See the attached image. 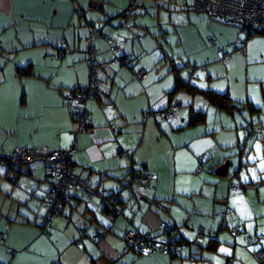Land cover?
Returning <instances> with one entry per match:
<instances>
[{"label":"crops","instance_id":"obj_1","mask_svg":"<svg viewBox=\"0 0 264 264\" xmlns=\"http://www.w3.org/2000/svg\"><path fill=\"white\" fill-rule=\"evenodd\" d=\"M138 1L136 7L146 10L147 0ZM131 5L132 0H0V157L19 146H76L75 174L107 196L127 179L139 184L145 171L154 175L151 186L119 194L123 213L114 222L99 196L89 199L75 189L61 213L45 223L44 203L54 180L46 177L44 162L38 159L20 174L0 164V264H170L164 251L126 253L122 238L135 228L163 240L165 222L186 240H195L199 227L217 233L215 248L204 236L197 239L195 256L183 249L174 264H260L253 253L264 257V132L250 144L246 131L251 123L264 127V34L247 38L244 52L230 51L231 62L223 66L217 64L220 49L229 51L246 33L204 15L207 25L195 28L194 36L200 44L207 36L214 46L207 43L202 51L182 35L178 59L167 53L177 67L181 58L206 67V74L200 73L207 81L199 85L190 79L193 83L227 92L237 105L250 107L231 113L201 95L172 94L173 66L159 39L143 37L144 21L137 26L125 12ZM91 23L100 31L93 39L95 53L106 64L96 69L100 95L88 99L90 122L80 130L65 95L90 81L85 41ZM103 34L122 39L119 57L127 62L110 63L115 56ZM19 67L28 70L21 73ZM141 69L148 72L143 80L135 77ZM239 71L250 87L238 82ZM173 102L180 111L168 122L157 113ZM227 161V172L219 174ZM232 184L244 187L235 191Z\"/></svg>","mask_w":264,"mask_h":264},{"label":"built area","instance_id":"obj_2","mask_svg":"<svg viewBox=\"0 0 264 264\" xmlns=\"http://www.w3.org/2000/svg\"><path fill=\"white\" fill-rule=\"evenodd\" d=\"M138 0H132V5H136ZM196 7L199 10L210 14L222 15L233 18L237 21H241L250 26L251 29L256 31H264V0H196ZM130 13V11H126ZM124 25L126 27H132L130 20H126ZM100 31L93 27L90 30V35L86 39V49L89 52L87 62L91 68V77L87 85H84L79 90L69 91L66 94L68 105L70 107L71 114L76 121L77 126L80 130H86L90 122V112L87 108V101L89 98L95 97L100 94L98 87L99 78L97 76L98 68H103L105 63L97 58L95 49L93 47V39L99 35ZM109 41L111 51L115 56L112 63H115L119 58L121 52L125 49V43L118 36L110 37L104 36ZM211 41L215 40L213 36ZM245 42L244 39L239 38L233 48V51L240 49L242 52L245 51L243 48ZM1 46V43H0ZM223 58L229 62L232 59V52L223 50ZM182 66L185 68L188 77H192L196 71H200L202 74L206 73L205 67H198L192 65L185 60L181 61ZM147 77L146 69H141L136 72V78L142 80ZM180 111V107L177 103L173 102L170 106L162 111L158 112L157 115L162 119L171 122L174 120ZM148 116V115H146ZM145 116V117H146ZM249 135H253L254 131L248 129ZM258 131H263L262 128ZM77 152V147L73 146L66 150L52 149L46 146L42 147H16L7 158H11L12 161H19L22 163H32L38 159L42 160L45 164V174L48 178L54 180V187L51 195L45 202L46 212L44 215V222L47 223L53 216L60 213L65 207L66 203L70 200L73 191L81 190V192L89 199L99 196L103 201V206L107 209V218L113 221L114 218L123 213V210L119 207V196H107L103 192L98 191L92 187L88 181L82 179L75 174L73 169L72 157ZM127 152L121 153L122 159H127ZM204 156L198 157L197 172L204 170ZM216 169L217 167H213ZM153 174L145 171L141 176V183L136 184L132 179L124 181L120 187L123 188H136L144 189L151 186ZM231 189L238 190L239 186L236 184L231 185ZM165 231H170V224L163 225ZM203 228L200 229L199 237L203 235ZM104 235L101 234L99 239ZM4 236L2 235L0 242H3ZM123 240L127 245V251H152L157 247L168 248L169 251L175 252L177 237L173 236L167 241L160 242L155 240L150 233L142 234L137 229H127L123 234ZM246 243L250 244L249 237H246ZM260 264H264V258L260 252L255 254Z\"/></svg>","mask_w":264,"mask_h":264},{"label":"rangeland","instance_id":"obj_3","mask_svg":"<svg viewBox=\"0 0 264 264\" xmlns=\"http://www.w3.org/2000/svg\"><path fill=\"white\" fill-rule=\"evenodd\" d=\"M143 2L147 4L146 5L147 9L145 10V8L143 7H136L134 10H131V11H135L134 12L135 14L132 16V18L136 20L137 26L144 24L143 26L147 27V30H146L147 33H145L143 37L146 36L147 38H150L149 37L150 35L153 38L159 39L160 45L162 47V50L160 49L161 52L164 50L165 53H169L172 57L176 56V59H178L179 50H180V40H181L182 35L184 36L186 40L190 42H193V41L197 42V45H200L202 51H205L207 49V43H209L208 46H211V45L214 46L213 43L209 42L208 40L209 38L207 36L204 37V42H205L204 44H200L199 41L194 36L195 28H198V26L205 27L207 25V23L204 21V18H203L204 15L208 19H211V15L209 13L201 11L196 7L195 5L196 0H147L146 2L145 1ZM142 16H147V17L142 18ZM124 19L125 17L123 16V22H124ZM140 20L144 21V23L143 22H142L143 24L140 23ZM213 36L211 35L210 37H213ZM85 45H86V41H85ZM233 47L234 45H232L231 48L228 50L232 51ZM218 53L221 59L219 60L217 64H222L223 66H227L231 61L229 62L223 61L221 49ZM236 53H234V55ZM181 60L182 59H180L179 61ZM161 61H162V64L160 63V65H163L166 62L164 58ZM176 63L177 64H175V66L177 67L178 66L177 60H176ZM107 65H110V64H107ZM198 66H204V65H198ZM99 74H100V70H99ZM182 74L185 78L187 77L186 72L184 70L182 71ZM194 76L195 77L192 78V80L193 82H196L197 84L204 83L205 81H207L206 75H201L199 71H197ZM236 78L238 82L240 80V82L244 81V83H249V87H250L251 82H247L245 73L243 76L242 71L238 72ZM252 83L254 84V82ZM199 99L202 100L203 98H199ZM183 107L184 109H188V106H186V104H183ZM188 112H189V109H188ZM257 138L259 137L257 136ZM252 139L247 138V143L251 144L253 142ZM84 198L86 199L85 196ZM99 236H101V234L96 236L95 240L99 239ZM91 239L93 240V238ZM245 242H246V238H245ZM94 244H95L94 249L96 251V249L97 250L99 249V246H97L99 244L95 242ZM124 251L126 252V243L124 245Z\"/></svg>","mask_w":264,"mask_h":264},{"label":"trees","instance_id":"obj_4","mask_svg":"<svg viewBox=\"0 0 264 264\" xmlns=\"http://www.w3.org/2000/svg\"><path fill=\"white\" fill-rule=\"evenodd\" d=\"M139 2V1H138ZM138 2H137V4L136 5H131V7L130 8H128V10L127 11H130V14H132V15H134V12L135 11H131V10H134L135 8H136V6L138 5ZM202 11V10H201ZM126 12V11H125ZM126 15V13H122V15ZM210 14V13H209ZM211 16H213V17H216L217 19H219L220 21H222V22H226V23H229V24H233V25H236V26H238L242 31H244L245 33H246V35H245V37H238L237 39H236V41L234 42V46H235V44H236V42H237V40L239 39V38H241V39H244V42H245V44H246V41H247V38H249L250 36H253V35H255V34H264V31L262 32V31H256V30H253V29H251L250 28V26L249 25H247V24H245V23H243V22H241V21H237V20H235V19H233V18H228V17H226V16H222V15H216V14H210ZM104 36L106 35V34H103ZM244 44V45H245ZM234 48V47H233ZM243 48H244V46H243ZM0 49H1V46H0ZM125 50V49H124ZM223 50H225V51H227V49H225V48H221V52L223 51ZM228 52H230V51H228ZM242 52V51H241ZM223 53V52H222ZM124 57V56H123ZM166 57H167V59L168 60H170V62H171V64H172V68H173V72H174V77H175V86H174V89H173V91H172V94H176V93H178V92H184V93H187L188 95H191V96H196V95H201V96H203V97H205L210 103H212V104H214V105H216V106H218L219 108H221V109H226V110H228L229 112H233L234 113V110H236V108L237 109H242V108H245V107H248L249 109H250V107L249 106H246V105H243V106H239V105H237L234 101H233V99H232V97L227 93V92H224V93H221V92H218V91H215L214 89H212V88H203V87H200L199 85H197V84H195V83H193L190 79H192L193 77H194V75L192 76V77H188V74H187V72H186V70H185V68L182 66V64H181V61H180V65H181V67H176L175 66V64H173V62H174V59L169 55L168 56V54L166 53ZM222 58H223V54H222ZM182 59V58H181ZM122 60V61H121ZM223 60L226 62V60L223 58ZM119 61H121L122 63H125V62H127V61H125V59H123V58H121V57H119L118 59H117V62H119ZM111 64H115V63H112V61L110 62ZM195 66H198V65H195ZM198 67H205V66H198ZM205 69H206V67H205ZM21 73H26L27 72V70H28V68L27 67H19V69H18ZM185 71L186 72V75H187V77L185 78L181 73H182V71ZM199 71V70H198ZM197 72V71H196ZM200 72V71H199ZM206 72H207V70H206ZM206 74V73H205ZM147 76H148V72H147ZM135 77H136V73H135ZM138 79V78H137ZM140 80V79H139ZM143 80V79H142ZM79 89H81V87H75V88H73V89H70L69 91H75V90H79ZM69 91H67V93L69 92ZM66 93V94H67ZM98 96V95H97ZM97 96H95V97H97ZM65 97H66V95H65ZM94 97V98H95ZM66 102L68 103V100H67V98H66ZM248 105V104H247ZM170 106V105H169ZM168 106V107H169ZM245 106V107H244ZM167 107V108H168ZM180 107V106H179ZM166 108V109H167ZM165 109V110H166ZM256 110H258L257 108H256ZM164 111V110H163ZM252 112H254L253 110H252ZM260 128H262L263 129V131H258V129H260ZM88 129V128H87ZM248 129H250L251 131H254V133H253V135H249L250 133H252V132H249L248 131ZM246 131H247V138L249 139V138H253L255 135H256V133H263L264 132V127L263 126H258V127H256L253 123H251L250 124V126H248L247 128H246ZM122 152H124V151H122ZM129 154V153H128ZM0 164H5V165H7L9 168H12L15 172H17V173H21V172H23L24 171V167L26 166V165H28V164H30V163H22V162H19V161H12L11 160V158H7L6 156H2V157H0ZM147 172H149V171H147ZM15 174V178L17 177V175L18 174ZM199 173H201V172H199ZM153 174V173H152ZM47 177V176H46ZM153 177H154V175H153ZM48 178V177H47ZM128 180V179H127ZM133 181H135L134 179H132ZM135 183H136V181H135ZM141 183V182H140ZM139 183V184H140ZM137 184V183H136ZM121 185L122 184H120V186H119V191H118V193H110L108 196H119V194L122 192V191H124L126 188H123V189H120V187H121ZM138 185V184H137ZM238 185V184H237ZM239 186V189L238 190H235V191H239V190H241L244 186H242V185H238ZM128 189H131V190H136V188H129L128 187ZM53 190V189H52ZM50 195H51V193H50ZM119 198V200H120V197H118ZM47 200V199H46ZM46 200H45V202H46ZM69 202V201H68ZM67 202V203H68ZM66 203V204H67ZM120 203V202H119ZM64 209V208H63ZM107 210V209H106ZM61 213V212H60ZM59 214V213H58ZM119 216V215H118ZM54 217V216H53ZM52 217V218H53ZM117 217V216H116ZM116 217L114 218V220L112 221V222H114L115 221V219H116ZM168 222H165L164 224H167ZM163 224V225H164ZM168 224H170V226H171V230L170 231H165V229H164V227L162 226V235H164L165 236V239H163V240H160V239H158L157 238V236L156 235H154L153 233H150V232H143V231H140L139 230V232L140 233H142V234H147V233H150L151 235H152V237L155 239V240H157V241H160V242H164V241H167L169 238H172L173 236H175V237H177V241H176V247H175V252H171V251H169L168 250V248H163V247H157L156 249H154V250H152V251H140V250H137V249H134L135 251H127V245H126V252H129V253H135V254H144V253H152V252H156V251H164V252H166L168 255H169V257H170V264H174V262H175V260H176V258L181 254V251L183 250V249H186V248H188V250H189V252H190V256L192 257V256H195L196 255V253H197V251H198V243H197V239H201V238H203L204 236H208L209 238H210V240H212L213 242H210L211 244L209 245L211 248H213V246H214V248L217 246L216 245V242H214V240H215V237H216V235H217V233H211L210 231H209V233L208 232H206L205 230H203V235L201 236V237H199V234H200V229L201 228H203V227H199L198 229H197V238L195 239V240H186V239H183V238H181V237H179V235H178V231H176V228H175V226L173 225V224H171V223H168ZM129 229V228H128ZM131 229V228H130ZM133 229V228H132ZM135 229V228H134ZM124 234V233H123ZM122 238H123V236H122ZM246 238V237H245ZM250 239V238H249ZM124 241V240H123ZM215 243V244H214ZM247 244V243H246ZM250 244H251V239H250ZM250 244H247V245H250ZM258 252H260V251H257V252H254L253 254H254V257L258 260V258L256 257V253H258ZM261 253V252H260ZM262 254V253H261ZM262 257H263V254H262ZM264 258V257H263ZM233 260V259H232ZM259 261V260H258Z\"/></svg>","mask_w":264,"mask_h":264},{"label":"water","instance_id":"obj_5","mask_svg":"<svg viewBox=\"0 0 264 264\" xmlns=\"http://www.w3.org/2000/svg\"><path fill=\"white\" fill-rule=\"evenodd\" d=\"M91 26H93V27H96L95 26V24L93 25V23H91ZM106 64V63H105ZM104 68V67H103ZM100 95V94H99ZM228 166H229V162L227 161V162H225L223 165H221L220 167H218V173L219 174H224V173H226L227 172V170H228ZM235 233V232H234Z\"/></svg>","mask_w":264,"mask_h":264},{"label":"snow or ice","instance_id":"obj_6","mask_svg":"<svg viewBox=\"0 0 264 264\" xmlns=\"http://www.w3.org/2000/svg\"><path fill=\"white\" fill-rule=\"evenodd\" d=\"M222 251H224V250L222 249Z\"/></svg>","mask_w":264,"mask_h":264}]
</instances>
